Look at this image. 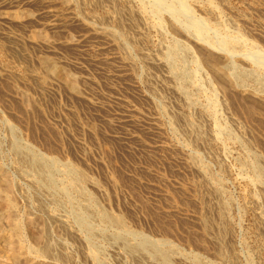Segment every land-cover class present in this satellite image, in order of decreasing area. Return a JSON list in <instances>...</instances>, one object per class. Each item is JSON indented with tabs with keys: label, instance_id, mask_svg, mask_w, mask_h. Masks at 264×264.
<instances>
[{
	"label": "rangeland",
	"instance_id": "1",
	"mask_svg": "<svg viewBox=\"0 0 264 264\" xmlns=\"http://www.w3.org/2000/svg\"><path fill=\"white\" fill-rule=\"evenodd\" d=\"M262 55L264 0H0V264H264Z\"/></svg>",
	"mask_w": 264,
	"mask_h": 264
},
{
	"label": "bare ground",
	"instance_id": "2",
	"mask_svg": "<svg viewBox=\"0 0 264 264\" xmlns=\"http://www.w3.org/2000/svg\"><path fill=\"white\" fill-rule=\"evenodd\" d=\"M176 1H178V0H176ZM65 2L68 3L69 1H65ZM161 3H162V2H161ZM179 3H180V2H179ZM182 5H184V4H182ZM160 6H161V4H160ZM180 6H181V4H180ZM182 7H183V6H182ZM188 7H189V6H188ZM188 7L185 6V7L183 8L184 12H189V11H191V10L188 9ZM189 8H190V7H189ZM211 8H212V7H211ZM211 8H210V9H211ZM190 9H191V8H190ZM214 11H215V10H214ZM169 13H171L170 10H169ZM173 13H175V12H173ZM183 14H185V13H183ZM171 17H172V16H171ZM196 20H197V19H196ZM196 20H193V21H192V24H191V25L194 26L195 28H197L196 25L198 24V23L195 24V23H196ZM176 21L178 22V19H176ZM194 21H195V22H194ZM177 24H178V23H177ZM177 24H176V25H177ZM193 24H194V25H193ZM192 28H193V27H192ZM193 29H194V28H193ZM217 30H218V29H217ZM198 31H199V29H198ZM198 31H197V32H198ZM214 31H215V29H214ZM214 31H212V32H214ZM198 33H199V35H201L200 32H198ZM190 35H191V34H190ZM232 36H233V35H232ZM235 36H236V35H235ZM235 36H234V37H235ZM193 37H194V36H193ZM198 37H199V36H198ZM211 37H212V36H211ZM213 37H216V35H214ZM228 37H229V36H228ZM216 38H217V37H216ZM195 39H196V38H195ZM213 39L215 40V38H212V40H213ZM200 40H201V39H200ZM218 40H219V39H218ZM218 40H217V41H218ZM237 40H238V39H237ZM242 40H243V39H242ZM197 41L199 42V40H197ZM197 41H196V42H197ZM226 41H227V40H226ZM238 41H239V40H238ZM178 42H179V41H178ZM201 42H202V41H201ZM201 42H200V43H201ZM211 42H213V41H211ZM236 42H237V41H236ZM251 42H252V41H251ZM217 43H218V42H216V45H217ZM225 43H226V42H225ZM227 43H228V41H227ZM232 43H233V42H232ZM237 43H238V42H237ZM239 43H240V42H239ZM252 43H253V42H252ZM176 44H177V43H176ZM176 44H174V47H176V46H175ZM180 44H181V42H179L178 45H180ZM209 44H212V43H209ZM214 44H215V43H213L212 45H214ZM181 45H182V44H181ZM207 45H208V44H207ZM229 45H230V43H229ZM237 45H238V44H237ZM240 45H241V44H240ZM249 45H250V44H249ZM254 45H255V44H254ZM208 46H209V45H208ZM221 46H222V45H221ZM231 46H233V45H231ZM241 46H242V45H241ZM247 46H248V44H247ZM256 46H257V45H256ZM180 47H182V46H180ZM209 47H211V46H209ZM217 47H219V46L217 45ZM235 47H236V46H235ZM250 47H251V46H250ZM252 47H253V46H252ZM177 48H178V46H177ZM177 48H176V49H177ZM185 48H186V47H185ZM211 48H212V47H211ZM221 48H222V47H221ZM228 48H229V47H228ZM174 49H175V48H174ZM180 49H181V48H180ZM186 49L188 50V48H186ZM213 49H214V48H213ZM217 49H218V48H217ZM219 49H220V48H219ZM177 50H178V49H177ZM220 50L223 51V49H220ZM230 50H232V49H230ZM215 51H216V50H215ZM232 51H233V50H232ZM224 52H225V54H226V51H224ZM252 52H253V51H252ZM254 52H256V50H254ZM221 53H222V52H221ZM248 53H249V51H248ZM257 54H258V53H257ZM261 54H262V53H261ZM242 55H243V54H242ZM252 55H253V54H252ZM217 56H218V55H217ZM223 56H225V55L223 54ZM243 56H244V55H243ZM248 56H250V54H248ZM248 56H246V57H248ZM254 56H255V55H254ZM260 56H261V55H260ZM208 57H209V56H208ZM246 57H245V58H246ZM257 57H258V55H257ZM211 58H212V57H211ZM218 58H219V57H218ZM224 58H225V57H224ZM229 58H230V57H229ZM245 58L243 57L242 59H245ZM248 58H249V57H248ZM250 58H252V57L250 56ZM250 58H249V59H250ZM262 58H264L263 55H262ZM206 59H207V58H206ZM221 59H222V58H221ZM221 59H219V60H221ZM225 59H227V58H225ZM254 59H255V58H254ZM254 59L252 58V61H253ZM256 59H257V58H256ZM258 59H259V57H258ZM258 59H257V63H258V62L261 63L262 60H261V61H258ZM260 59H261V57H260ZM216 60H217V59H216ZM228 60H229V59H228ZM250 60H251V59H250ZM250 60H249V61H250ZM208 61H209V60H208ZM211 61H213V60L211 59ZM217 61H218V60H217ZM221 61H222V60H221ZM247 61H248V60H247ZM254 61H255V60H254ZM44 62H47V60L44 61ZM49 62H50V61H49ZM209 62H210V61H209ZM230 62H232V61H230ZM250 63H252V62H250ZM263 63H264V62H263ZM42 64H43V63H42ZM50 64H51V62H50ZM50 64H49V65H50ZM246 64H247V63H246ZM248 64H249V63H248ZM253 64H254V62H253ZM261 64H262V63H261ZM43 65H45V64H43ZM47 65H48V64H47ZM225 65H226V64H225ZM225 65H224V66H225ZM249 65H250V64H249ZM251 65H252V64H251ZM256 65H257V64H256ZM262 65H263V64H262ZM262 65H260V66H262ZM50 66H51V65H50ZM212 66H214V64H212ZM227 66H228V65H227ZM230 66H231V65H230ZM236 66H237V65H236ZM257 66H259V65H257ZM260 66H259V67H260ZM46 67H47V66H46ZM52 67H53V65H52ZM54 67H55V69H56L57 66L54 65ZM54 67H53V68H54ZM234 67H235V66H234ZM234 67H233V68H234ZM249 67H250V66H249ZM263 67H264V66H263ZM216 68H217V67H216ZM216 68H213V69H216ZM228 68H231V67L228 66ZM236 68H237V67H236ZM250 68H251V67H250ZM253 68H254V67H253ZM55 69H54V70H55ZM237 69H238V68H237ZM247 69H248V68H247ZM225 70H226V69H225ZM244 70H245V69H244ZM250 70H251V69H250ZM252 70H253V69H252ZM259 70H260V69H259ZM259 70H258V71H259ZM261 70H262V69H261ZM261 70H260V71H261ZM234 71H235V69H234ZM237 71H239V70H237ZM245 71H246V70H245ZM254 71H255V70H254ZM254 71H253V72H254ZM258 71H257V72H258ZM217 72H218V71H217ZM235 72H236V71H235ZM241 72H242V71H241ZM251 72H252V71H251ZM253 72H252V73H253ZM257 72H256V73H257ZM261 72H263V71H261ZM46 73H47V72H46ZM48 73H49V72H48ZM229 73H230V72H229ZM236 73H237V72H236ZM236 73H233V74L236 75ZM258 73H259V72H258ZM258 73H257V74H258ZM186 74H190V73H186ZM215 74H216V73H215ZM217 74H220V72L217 73ZM241 74H243V73H241ZM245 74H246V73H245ZM248 74H249V72H248ZM250 74H251V73H250ZM259 74H261V73H259ZM259 74H258V75H259ZM220 75H221V74H220ZM258 75H257V76H258ZM238 76H239V75H238ZM260 76H261V75H260ZM217 77H218V76H217ZM222 77H223V75H222ZM224 77H225V76H224ZM226 77H227V76H226ZM245 77H247V76L245 75L244 78H245ZM249 77H252V74H251V76H249ZM262 77H263V74H262ZM218 78H220V77H218ZM241 78H242V77H241ZM260 78H261V77H260ZM260 78H259V79H260ZM224 79H226V78H224ZM235 79H238V77L235 78ZM259 79H258V80H259ZM222 80H223V79H222ZM227 80H228V79H226L225 82H227ZM233 80H234V79H233ZM239 80H240V78H239ZM241 80H244V81H245V79H241ZM244 81H242V82H244ZM41 82H42V81H40V83H41ZM229 82H230V81H229ZM229 82H228V83H229ZM234 82H236V81H234ZM234 82H233V83H234ZM237 82H238V81H237ZM229 84H230V83H229ZM234 84H235V83H234ZM242 90H244V89H242ZM245 91H246V90H245ZM254 91H256V90H254ZM249 92H250V91H248V93H249ZM252 93H253V92H252ZM258 93H259V92H258ZM258 93H257V94H258ZM249 94H250V93H249ZM253 94H254V93H253ZM250 95H251V94H250ZM260 95H261V94H260ZM251 96L253 97V95H251ZM262 98H264V97H262ZM258 99H259V98H258ZM260 100H261V99H260ZM258 101H259V100H258ZM259 102H260V101H259ZM261 102H262V101H261ZM27 103L30 104L31 102H26V105H27ZM31 104H32V103H31ZM256 105H257V104H256ZM249 107H250V106H249ZM249 109H251V107H250ZM252 109H253V108H252ZM257 110H258V109H257ZM255 112H256V111H255ZM251 113H253V112H251ZM218 126H219V125H218ZM15 149H16V148H15ZM22 150H23V149H22ZM17 152H18V151H17ZM28 153H29V152H28ZM22 154H23V153H22ZM24 154H25V153H24ZM24 154H23V155H24ZM31 155H32V154H31ZM35 155H37V154L34 153L33 157H35ZM21 156H22V155H21ZM24 156H25V155H24ZM28 157H29V156H28ZM28 157H27V155L25 156L26 159H27ZM36 157H37V156H36ZM38 157H40V156L38 155ZM38 157H37V158H38ZM41 157H43V156H41ZM41 157H40V158H41ZM33 159H35V158H33ZM38 159H39V158H38ZM43 159H44V158H43ZM43 159H42V160H43ZM45 159H46V158H45ZM195 159H196V158H195ZM27 160H28V159H27ZM35 160H36V159H35ZM42 160H40L39 162L42 163ZM47 160H50V159H47ZM51 160H52V159H51ZM193 160H194V159H193ZM22 161H26V160H22ZM30 161H31V160H30ZM43 161H44V160H43ZM195 161H196V160H195ZM26 162H28V161H26ZM36 162H38V160H37ZM29 163H30V162H29ZM31 163H32V162H31ZM34 163H35V162H34ZM43 163H45V162H43ZM43 163H42V164H43ZM50 163H51V162H50ZM50 163H46V164H49V166H47V165H46V166H47V167H50V165H52V164H50ZM38 164H39V163H38ZM53 164H54V163H53ZM194 164H195V163H194ZM32 165H33V163H32ZM34 165H36V164H34ZM39 165H40V164H39ZM196 165H197V163H196ZM255 165H256V164H255ZM41 166H42V165H41ZM44 166H45V164H44ZM46 166H45V168H44V167H43V168L46 169ZM52 166H53V165H52ZM52 166H51V167H52ZM69 166H71V165H69ZM32 167H33V166H32ZM71 167H72V166H71ZM200 167H201V166H200ZM37 168H40V167L38 166ZM37 168L35 167L36 171L38 172ZM73 168H74V167H73ZM262 168H263V167H262ZM33 169H34V168H33ZM53 169H54V168H53ZM69 169H70V168H69ZM200 169H201V168H200ZM202 169H203V168H202ZM62 170H65V168L62 169ZM74 170L77 171V169H74ZM80 170H81V169H80ZM80 170H79V171H80ZM257 170H258V169H257ZM41 171H42V170H41ZM41 171H39V173H40ZM50 171H51V169H50ZM53 171H54V170H53ZM66 171H67V169H66ZM69 171H71V169H70ZM43 172H44V171H42V173H43ZM51 172H52V171H51ZM63 172L65 173V171H63ZM74 172H75V171H74ZM77 172H78V171H77ZM39 173H37V174H39ZM44 173H47V174H48V172H44ZM44 173H43V174H44ZM70 173H72V172H70ZM70 173H69V174H70ZM82 173H84V172H82ZM260 173H262V172H260ZM76 174H77V173H76ZM84 174H85V173H84ZM84 174H83V175H84ZM263 174H264V173H263ZM41 175H42V174H39L38 176L40 177ZM64 175H65V174H64ZM48 176H49V175H48ZM50 176H53V174L51 173ZM80 176H81V175H80ZM44 177H45V176H44ZM54 177H55V176H54ZM70 177H71V179H73V178H74V175H73V176H69L68 178H70ZM76 177H78V174H77ZM82 177H83V176H82ZM85 177H87L86 174H85ZM9 178H10V177H9ZM260 178H261V177H260ZM260 178H258V179H260ZM10 179H11V178H10ZM36 179H37V178H36ZM47 179H48V178H47ZM47 179L45 180L46 182H47ZM51 179H52V178H51ZM51 179H50V180H51ZM80 179H81V178H80ZM80 179H79V180H80ZM87 179H88V178H86V180H87ZM258 179H257V181H259ZM5 180H6V176H5V174L2 172V170H0V183L3 182V181H5ZM7 180H8V179H7ZM12 180H13V179H12ZM41 180H42V179H41ZM53 180L56 182V180H55L54 178H53ZM79 180H77V181H79ZM260 180H261V179H260ZM262 180H263V179H262ZM10 181H11V180H10ZM35 181H36V180H35ZM48 181H49V180H48ZM75 181H76V180H75ZM80 181H81V180H80ZM80 181H79V182H80ZM6 182H7V181H6ZM8 182H9V181H8ZM12 182H13V181H12ZM50 182H51V184H52V180H51ZM50 182H49V183H50ZM70 182H71V181H70ZM73 182H74V179H73ZM259 182H261V181H259ZM49 183L47 182V185H49L48 187L52 186V185H50ZM56 183H57V182H56ZM56 183H53V184H56ZM3 184H4V182L0 185V187L2 186V189H3ZM6 184H7V183H6ZM6 184H5V185H6ZM72 184H73V183H72ZM72 184H71V187H72L74 184H77V183H74L73 185H72ZM80 184H81V183H80ZM9 185L11 186V185H13V184L9 183L8 186H5V187H7L6 190H9V191H5V192H3V191L1 190V188H0V199L3 198L4 200H7V201H5V202L7 203V206H8V207L3 205V208H4V207H7L8 209H12V208H15V206H14V202H15V201H13V200H15L16 197H15L14 199L12 198V199H13V200H12V199H11V196H10L9 193H10V191H13V189L15 190V186H12L13 188H11ZM67 185H68V183H67ZM263 185H264V184H263ZM38 186H40V185H38ZM43 186H44V185H43ZM55 186H57V185H55ZM69 186H70V185H69ZM76 186H77V185H76ZM76 186H73V188L75 189ZM5 187H4V188H5ZM8 187H9L11 190L8 189ZM57 187H58V186H57ZM57 187H55V188H57ZM66 187H67V186H66ZM78 187H79V186H77V189H76L77 191H78V189L81 188V187H80V188H78ZM42 188H43V187H42ZM46 188H47V187H46ZM61 188H62V187H61ZM68 188H69V187H68ZM82 188H83V186H82ZM85 189H86V188H85ZM85 189H84V190H85ZM4 190H5V189H4ZM50 190H51V189H50ZM52 190H54V189H52ZM60 190H61V189H60ZM60 190H59V191H60ZM63 190H64V188L61 190V193L63 192ZM68 190H69V189H67V191H65V190H64V191H65V192H68ZM71 190H72V189H71ZM76 190H75V191H76ZM80 190H81V189H80ZM80 190H79V191H80ZM79 191H78V192H79ZM82 191H83V190H82ZM82 191H81V192H82ZM82 193H83V192H82ZM82 193H81V194H82ZM84 193H85V192H84ZM14 194H15V193H14ZM79 194H80V192H79ZM64 195H65V194H64ZM66 195H67V193H66ZM88 195H89V194H87V196H88ZM79 196H80V195H79ZM83 196H84V195H83ZM85 196H86V195H85ZM90 196H91V195H90ZM13 197H14V195H13ZM92 197H93V196H92ZM90 198H91V197H90ZM3 199H2V200H3ZM91 199H92V198H91ZM4 200H3V201H4ZM95 200H96V199H95ZM95 200H94V202H95ZM3 201H0V203H2ZM72 201H73V199H72ZM85 201H86V200H85ZM73 202H74V201H73ZM16 203H17V201H16ZM83 203H85V202H83ZM87 203H88V202H87ZM91 204H92V203H91ZM88 205L90 206V204H87V206H88ZM95 205H96V204H95ZM43 206H44V205H43ZM17 207H18V206H17ZM94 207H96V206H94ZM222 207H223V206H222ZM78 208H79V207H78ZM96 208H97V207H96ZM0 209H2L1 206H0ZM5 209H6V208H5ZM8 209H7V210H8ZM97 209H98V208H97ZM97 209H96V210H97ZM2 210H3V209H2ZM2 210H1V211H2ZM17 210H18V209H17ZM42 210H43V209H42ZM98 210H99V209H98ZM3 211L5 212L6 210H3ZM81 211H82V210H81ZM101 211H102V210H100V212H101ZM10 212H11V211H10ZM10 212H9V213H10ZM91 212H93V211H91ZM98 212H99V211H98ZM103 212H107V211H104V210H103ZM9 213H8V214H9ZM13 213H15V212H13ZM76 213H77V212H76ZM86 213H87V212H86ZM101 213H102V212H101ZM221 213H222V212H221ZM10 214H11V213H10ZM15 214H16V213H15ZM104 214H105V216H102L103 218H101V219H104V217H106L105 220H106V219H109V218H107V216H109V214H108V215H107V213H104ZM110 214H111V213H110ZM6 215H7V214H6ZM6 215H5V216H6ZM17 215H18V214H17ZM17 215H16V216H17ZM85 215H86V214H85ZM106 215H107V216H106ZM221 215H223V214H221ZM0 216H1V212H0ZM11 216H12V214H11ZM14 216H15V215H14ZM86 216H87V215H86ZM86 216H85V217H86ZM100 216H101V215H100ZM1 217H2V216H1ZM9 217H10V215H9ZM17 217H18V216H17ZM17 217H16V218H17ZM83 217H84V215H83ZM110 217H111V219H110L111 222L108 220L110 223H112L113 221H114V222L116 221V222H117L118 224H120V225H122V224L125 225V223H124L125 221L123 222L121 218H114L112 214H111ZM5 218H7V217H5ZM78 218H79V216H78ZM81 218H82V215H81ZM81 218H80V219H81ZM112 218H113V219H112ZM7 219H8V218H7ZM18 219H19V218H18ZM85 219H86V218H85ZM8 220H9V219H8ZM78 220H79V219H78ZM81 220H82V222L84 221L83 219H81ZM81 220H80V221H81ZM86 220H87V219H86ZM88 220H89V217H88ZM105 220H104V221H105ZM0 221H1V220H0ZM28 221H29V220H28ZM35 221H36V220H35ZM43 221H44V220H43ZM61 221H62V220H61ZM61 221H60V222H61ZM80 221H78V222H80ZM1 222H2V221H1ZM1 222H0V224H1ZM12 222H13V221H12ZM12 222H11V223H12ZM90 222H91V221H90ZM109 222H108V223H109ZM114 222H113V223H114ZM116 222H115V224H117ZM28 223H29V222H28ZM33 223H34V222H33ZM33 223H32V225L36 226V223H35V224H33ZM42 223H43V222H42ZM44 223H45V222H44ZM62 223H64V222L62 221ZM84 223H85V222H83V223H81V224L84 225ZM87 223H88V221H87ZM87 223H86V224H87ZM13 224H14V225H13V226H14V230H15L17 233H19L20 235H22V226H21V223H20V222H16V223L13 222ZM79 224H80V223H79ZM81 224H80V225H81ZM86 224H85V225H86ZM30 225H31V224H30ZM41 225H43V224H41ZM60 225H61V223H60ZM87 225L90 226V223H88ZM11 226H12V225H11ZM34 226H33V227H34ZM87 227H88V226H87ZM125 227H126V226H125ZM10 228H11V227H10ZM93 228H94V227H93ZM93 228H92V229H93ZM2 229H3V230H7V229H4V228H2ZM23 229H24V228H23ZM45 229H46V228H45ZM90 229H91V228H90ZM92 229H91V230H92ZM119 229H120V228H119ZM122 229H123V228H122ZM122 229H121V232H122ZM124 229H125V228H124ZM126 229H127V228H126ZM91 230H90V233H92ZM88 231H89V229H88ZM2 232H3V231H2ZM2 232L0 231V233H2ZM4 232H5V231H4ZM4 232H3V233H4ZM16 232H14V233L17 235ZM45 232H46V230H45ZM117 232H118V231H117ZM3 233H2V236H3ZM12 233H13V231H12ZM12 233H11V234H12ZM37 233H38V232H37ZM114 233H115V232H114ZM118 233H119V232H118ZM126 233H127V232H126ZM126 233H125V234H126ZM4 234H6V235H8V236L11 235L10 233H8V234H7V233H4ZM15 234H13V235L15 236ZM24 234H25V233H24ZM46 234H49V233L46 232ZM93 234H94V233H93ZM119 234H120V233H119ZM0 235H1V234H0ZM13 235H11V236H13ZM20 235L18 236L19 239H21V238H20V237H21ZM115 235H116V234H113V237L117 240V237H115ZM2 236H1V237H2ZM4 236H5V235H4ZM35 236L37 237L36 234H35ZM35 236H34V237H35ZM39 236H40V238L42 239L41 235H39ZM39 236H38V237H39ZM44 236H45V235H44ZM44 236H43V237H44ZM117 236H118V235H117ZM120 236H121V235H120ZM122 236H123V235H122ZM122 236H121V237H118V238L120 239V238H122ZM135 236H136V235H135ZM9 237H10V236H9ZM9 237H7V238H9ZM25 237H26V236H25ZM132 237H134V236L132 235ZM136 237H137V236H136ZM141 237H142V236H141ZM5 238H6V236H5ZM5 238H4V239H5ZM11 238H12V237H11ZM11 238H9V239H11ZM14 238H15V237H13V239H14ZM16 238H17V237H16ZM18 238H17V239H18ZM44 239H45V238H44ZM125 239L128 240L127 237H125ZM134 239H136V238H134ZM139 239H140V238H139ZM5 240L7 241L8 239H5ZM46 240H47V239H46ZM144 240L146 241V240H148V239H146V238L144 237ZM38 241H39V240H38ZM38 241H37V242H38ZM118 241H119V240H118ZM129 241H130V240H129ZM148 241H149V240H148ZM152 241H154V240H151V242H152ZM161 241H162V240H161ZM163 241H164V240H163ZM10 242H11V241H10ZM10 242H7V243H10ZM14 242H15V241L13 240V243H12V244H15ZM43 242H44V241H43ZM124 242H126V241H124ZM130 242H131V241H130ZM140 242H141V241H140ZM142 242H143V241H142ZM158 242H159V241H158ZM158 242L155 243V244H158ZM167 242H168V241H167ZM0 243H1V241H0ZM18 243H19V242H18ZM44 243H47V242H44ZM135 243H136V242H135ZM145 243H146V242H145ZM145 243H144V244H145ZM153 243H154V242H153ZM12 244H11V245H12ZM16 244H17V242H16ZM19 244H21V243H19ZM24 244H25V243H24ZM42 244H43V243H42ZM136 244H137V243H136ZM138 244H139V243H138ZM142 244H143V243H142ZM146 244H147V243H146ZM148 244H149V243H148ZM155 244H154V245H155ZM159 244H160V243H159ZM0 245H1V244H0ZM43 245H44V244H43ZM128 245H129V244H128ZM128 245H127V246H128ZM133 245H134V243H133ZM133 245H132V243H131L128 247L133 246ZM140 245H141V243L139 244V246H140ZM1 246H3V245H1ZM1 246H0V249H1ZM8 246H9V245H8ZM127 246L125 245V247H127ZM135 246H136V245H135ZM135 246H133L132 248H134ZM139 246H137V247H139ZM146 246H147V245H146ZM149 246H150V244H149ZM152 246H153V245H152ZM5 247H6V245L4 246L3 249H5ZM28 247H29V246H28ZM32 247H33V246H32ZM49 247H51V245H50V246H46V244H45V247H43V249L41 250L42 253H44V254H48V253H50V248H49ZM128 247H127V248H128ZM141 247L144 248V250L146 249L145 247H143V245H142ZM175 247H176V246H175ZM20 248H21V247H20ZM35 248H37V247H35ZM35 248L33 247L32 249L35 250ZM135 248H136V247H135ZM139 248H140V247H139ZM22 249H23V248H22ZM22 249H20V250H22ZM29 249H30V248H29ZM29 249H28V251H29ZM32 249H31V251H33ZM39 249H40V248H39ZM39 249H37L36 251H38ZM51 249H52V248H51ZM130 249H131V247H130ZM136 249H137V248H136ZM149 249H152V248H149ZM149 249H148V250H149ZM165 249H166V248H165ZM168 249H169V247H168ZM173 249H174V248H173ZM173 249H172V250H173ZM176 249H177V247H176ZM16 250H17V249H16ZM132 250H133V249H132ZM138 250H139V249H137L136 251H138ZM148 250H147V251H148ZM162 250H163V249H162ZM179 250H180V249H179ZM221 250H222V249H221V247H220V251H221ZM4 251H5V250H4ZM6 251H9V250H8V247H7V250H6ZM6 251H5V252H6ZM23 251H24V249H23ZM31 251H30V252H31ZM91 251H92V250H91ZM91 251H90V252H91ZM96 251H97V250H96ZM134 251H135V250H134ZM136 251H135V252H136ZM140 251H143V250H139V252H140ZM165 251H166V250H165ZM218 251H219V250H218ZM1 252H2V251H1ZM33 252H35V251H33ZM97 252H98V251H97ZM139 252H137V254H138ZM150 252H151V251H150ZM155 252H157V251H155ZM161 252H162V251H161ZM167 252H168V251H167ZM174 252H175V251H174ZM179 252H180V251H178V253H179ZM222 252H223V251H222ZM7 253H8V252H7ZM13 253H15V252H13ZM17 253H18V252H17ZM22 253H23V252H21V254L19 253L20 256H22V255H24V253H28V252H24L23 254H22ZM147 253H148V252H146V254H147ZM162 253H165V252H162ZM182 253H183V252H182ZM219 253H221V252H219ZM15 254H16V253H15ZM38 254H40V253H38ZM99 254H100V252H99ZM132 254H133V251H132ZM137 254H136V255H137ZM143 254H144V253H143ZM146 254H144V255H146ZM158 254H159V253H158ZM173 254H174V253H173ZM180 254H181V252H180ZM183 254H184V253H183ZM49 255H50V254H49ZM136 255H135V256H136ZM150 255H151V254H150ZM159 255H161V253H160ZM12 256H13V255H12ZM15 256H16V255H15ZM40 256H41V255H37L36 258L38 259ZM95 256H97V255H95ZM99 256H100V255H99ZM137 256L140 257V255H137ZM171 256H172V255H171ZM182 256H183V255H182ZM184 256H185V255H184ZM195 256H196V255H195ZM195 256H193V257H195ZM198 256H199V255H198ZM34 257H35V256H34ZM46 257H47V256H46ZM48 257H49V256H48ZM92 257H93V255H92ZM92 257L90 256V258H92ZM148 257H149V256H148ZM151 257H152V256H151ZM161 257H162V256H161ZM161 257H159V258L161 259L160 261H162V259H163V258H161ZM163 257H164V255H163ZM167 257L169 258V256H167ZM172 257H173V256H172ZM13 258H14V260H15V257H13ZM17 258H18V257H17ZM17 258H16V260H17ZM29 258H30V257H29ZM93 258H94V257H93ZM97 258H99V257L97 256ZM100 258H101V257H100ZM159 258H158V259H159ZM168 258H167V259H168ZM170 258H171V257H170ZM182 258H183V257H182ZM195 258H196V257H195ZM197 258H199V257H197ZM42 259H44V258H42ZM155 259H156V258H155ZM155 259H154V260H155ZM35 260H36V259H35ZM35 260H32V261H35ZM97 260H98V259H97ZM100 260H101V259H100ZM156 260H157V259H156ZM156 260H155V261H156ZM163 260H165V259H163ZM197 260H198V259H197ZM158 261H159V260H158ZM166 261H167V260H166ZM168 261H170V260L168 259ZM198 262H199V260H198ZM40 263H41V262H40ZM44 263H45V262H44ZM154 263H155V262H154ZM157 263H158V262H157ZM41 264H42V263H41ZM47 264H48V263H47ZM50 264H51V263H50ZM54 264H55V263H54ZM105 264H107V263H105ZM159 264H160V263H159ZM161 264H162V262H161ZM164 264H165V263H164Z\"/></svg>",
	"mask_w": 264,
	"mask_h": 264
}]
</instances>
